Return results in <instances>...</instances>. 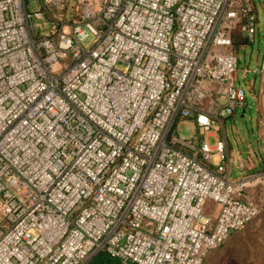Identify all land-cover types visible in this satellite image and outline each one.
<instances>
[{"label":"built area","instance_id":"obj_1","mask_svg":"<svg viewBox=\"0 0 264 264\" xmlns=\"http://www.w3.org/2000/svg\"><path fill=\"white\" fill-rule=\"evenodd\" d=\"M69 1L0 0V264H203L261 212L219 137L254 0Z\"/></svg>","mask_w":264,"mask_h":264},{"label":"rangeland","instance_id":"obj_2","mask_svg":"<svg viewBox=\"0 0 264 264\" xmlns=\"http://www.w3.org/2000/svg\"><path fill=\"white\" fill-rule=\"evenodd\" d=\"M254 5L259 17L255 41L245 36L241 46L238 43L241 37L238 36L234 44L239 59L238 84L245 89L248 99L245 116L244 108H240L236 116L221 123L219 133V137H226L228 141L232 155L231 178L234 180L241 179L248 172L240 168L241 161L246 166L255 165V171L261 172L264 159V145L259 137V132L264 134V74H260L264 56V0H254ZM191 130V125L183 124L177 132L188 137ZM208 140L214 147L217 133H212ZM213 207L214 204L210 203L207 213ZM106 259L119 264L104 253L96 256L92 264H103ZM204 264H264V209L246 229L232 234L220 249L212 251Z\"/></svg>","mask_w":264,"mask_h":264},{"label":"crops","instance_id":"obj_3","mask_svg":"<svg viewBox=\"0 0 264 264\" xmlns=\"http://www.w3.org/2000/svg\"><path fill=\"white\" fill-rule=\"evenodd\" d=\"M239 34L241 35L242 39H245L246 38L245 35L242 34L241 32ZM239 45L242 46L243 44H239ZM239 45H238V47H239ZM236 52H237V50H236ZM263 66H264V56H263V60H262L261 69H262ZM260 74H264V72H262ZM263 83H264V81H263ZM259 137L262 140L263 145H264V134L261 135V132H259ZM241 163L244 164L242 161L240 162V164ZM244 166L247 167V168H252L253 171H255V169H256L255 165L254 166L253 165H247V166L244 165ZM261 168H262L261 172H264V159L262 160ZM248 193L256 201V203L258 204V206L260 207V209H264V186H259V187L251 188V189H249Z\"/></svg>","mask_w":264,"mask_h":264},{"label":"trees","instance_id":"obj_4","mask_svg":"<svg viewBox=\"0 0 264 264\" xmlns=\"http://www.w3.org/2000/svg\"><path fill=\"white\" fill-rule=\"evenodd\" d=\"M240 33V29H237V30H235L233 33H232V36H233V40H234V44H236V40L238 39V36L239 37H241V35L239 34ZM244 41H245V39H242V37H241V39H239V44H243L244 43ZM254 220H252L249 224H251L252 222H253ZM248 224V225H249ZM248 225L244 228V229H246L247 227H248ZM226 243V242H225ZM224 243V244H225ZM223 244V245H224ZM222 245V246H223ZM222 246H220V247H222ZM220 247H219V249H220ZM218 249V248H217ZM209 256V255H208ZM208 256L206 257V259H205V261H204V263L206 262V260H207V258H208ZM203 263V264H204ZM103 264H116V263H113L111 260H104V263Z\"/></svg>","mask_w":264,"mask_h":264},{"label":"water","instance_id":"obj_5","mask_svg":"<svg viewBox=\"0 0 264 264\" xmlns=\"http://www.w3.org/2000/svg\"><path fill=\"white\" fill-rule=\"evenodd\" d=\"M243 116H245V110L243 111Z\"/></svg>","mask_w":264,"mask_h":264}]
</instances>
